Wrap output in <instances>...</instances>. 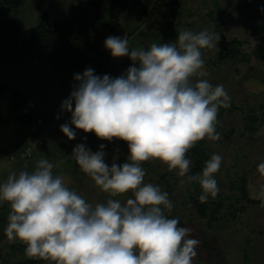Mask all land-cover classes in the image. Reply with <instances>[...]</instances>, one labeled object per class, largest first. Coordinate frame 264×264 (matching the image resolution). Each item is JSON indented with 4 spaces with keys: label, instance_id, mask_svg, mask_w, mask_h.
<instances>
[{
    "label": "clouds",
    "instance_id": "1",
    "mask_svg": "<svg viewBox=\"0 0 264 264\" xmlns=\"http://www.w3.org/2000/svg\"><path fill=\"white\" fill-rule=\"evenodd\" d=\"M219 39L207 29L181 30L174 43L130 50L126 36H109L104 43L111 55L128 56L133 65L114 79L94 75L91 68L77 74L62 108L71 113L76 129L126 142L127 162L109 167L103 144L96 152L84 144L73 149L80 170L109 196L95 205L53 175L62 161L54 165L42 158L32 172L11 173L0 183V202L10 206L4 229L8 240H19L28 257L51 264H192L200 241L189 238L192 230L178 227L177 218L165 215L173 208L168 193L144 182L141 165L158 160L178 177L198 182L201 203L218 195L215 174L222 157L212 154L201 174L188 175L192 161L187 153L205 138L220 139L218 111L230 106L222 84L213 86L203 78L193 82L203 76L202 49L214 48ZM61 131L75 139L69 124ZM258 171L264 175V162ZM129 193L123 202L115 198Z\"/></svg>",
    "mask_w": 264,
    "mask_h": 264
},
{
    "label": "rangeland",
    "instance_id": "2",
    "mask_svg": "<svg viewBox=\"0 0 264 264\" xmlns=\"http://www.w3.org/2000/svg\"><path fill=\"white\" fill-rule=\"evenodd\" d=\"M96 1L107 11L113 0ZM153 1L124 0L121 24L115 29L104 21L98 23L94 35L102 39L107 61L101 74H96L114 79L133 65L128 56L114 58L111 55L104 43L109 36H126L130 50H147L152 43H174L181 30L207 29L220 35L214 48L202 49L203 76L194 77L193 82L203 78L213 86L222 84L231 98L230 106L218 111L216 131L220 139L205 138L187 153L192 161L188 175L201 174L192 172L197 159L193 152L196 146L222 157L220 170L215 174L220 189L218 195L209 198V211L202 216L191 200L201 194L199 183L178 177L176 171L169 172L158 160L141 165L146 173L144 182L161 190L165 188L162 191L168 193L173 204L165 215L177 218L183 227L192 230L189 238L200 241L192 264H264V202L249 201L264 198V175L258 171V165L264 162V0H167L159 15L148 18L144 9H151ZM77 9L85 10L91 17L95 14L89 0H26L18 6L4 4L0 8L6 18L16 22L22 36L29 28L37 26L45 14L50 19L71 18ZM234 39L241 44L232 49L229 43ZM61 70L60 67L53 69L38 57H25L19 62L5 56L0 58V79L22 89L35 118L57 119L63 102L75 89L78 82L68 75L63 76ZM70 121L71 118L63 124H69L75 131V139L69 140L61 131L63 124H56L47 144L36 149L32 156L21 160L0 158V183L11 173L32 172L39 159H47L54 165L62 161L53 168V175L62 176L65 185L87 202L93 205L106 202L108 194L80 170L72 157L73 149L84 144L96 152L103 144L105 163L111 167L113 162H127L128 145L119 139H98L94 133L76 129ZM130 195L115 198L123 202ZM9 212V204L0 202L1 264H14L25 258L23 253L11 248L12 244L23 243L9 241L4 234Z\"/></svg>",
    "mask_w": 264,
    "mask_h": 264
},
{
    "label": "trees",
    "instance_id": "3",
    "mask_svg": "<svg viewBox=\"0 0 264 264\" xmlns=\"http://www.w3.org/2000/svg\"><path fill=\"white\" fill-rule=\"evenodd\" d=\"M25 1L0 0V8L4 4L18 6ZM89 2L95 9V14L92 17L83 9L75 10L71 18L50 19L45 14L43 20L37 26L29 28L23 36L16 22L6 18L0 10V58L5 56L8 60L19 62L25 57H38L53 69L60 67L63 76L68 75L73 79L77 74L82 75L89 68L94 70V75L101 74L107 60L101 47L102 39L96 37L94 32L98 29V23L101 21L113 29L121 24L120 13L124 0H113L111 8L107 11L102 9L98 1L89 0ZM153 2L154 5L151 9H144L148 18L155 14L159 15L167 0H154ZM239 43L241 44L239 40L234 39L229 44L234 49ZM193 152L197 159L192 172L202 173L205 162L210 159L211 154L198 146L193 149ZM191 200L202 216L209 211L210 199L205 203H201L199 199L191 198ZM249 201L259 203L264 202V198L250 199ZM178 225L183 227L181 221ZM11 248L13 251L25 255L23 260L14 264H43L45 262L40 258L28 257L25 254V244H12Z\"/></svg>",
    "mask_w": 264,
    "mask_h": 264
},
{
    "label": "water",
    "instance_id": "4",
    "mask_svg": "<svg viewBox=\"0 0 264 264\" xmlns=\"http://www.w3.org/2000/svg\"><path fill=\"white\" fill-rule=\"evenodd\" d=\"M34 125L31 103L22 89L0 79V158L18 151Z\"/></svg>",
    "mask_w": 264,
    "mask_h": 264
},
{
    "label": "built area",
    "instance_id": "5",
    "mask_svg": "<svg viewBox=\"0 0 264 264\" xmlns=\"http://www.w3.org/2000/svg\"><path fill=\"white\" fill-rule=\"evenodd\" d=\"M74 106L73 102V109ZM70 118L71 113L63 110L62 107L57 119L35 118L31 135L24 145L10 157L21 160L32 156L36 149L44 147L47 144L50 132L52 131L54 125L63 124Z\"/></svg>",
    "mask_w": 264,
    "mask_h": 264
},
{
    "label": "crops",
    "instance_id": "6",
    "mask_svg": "<svg viewBox=\"0 0 264 264\" xmlns=\"http://www.w3.org/2000/svg\"><path fill=\"white\" fill-rule=\"evenodd\" d=\"M47 262V261H46ZM46 264V263H45Z\"/></svg>",
    "mask_w": 264,
    "mask_h": 264
}]
</instances>
